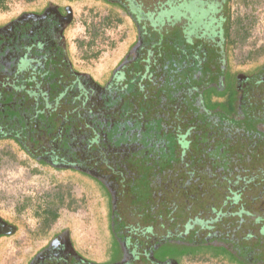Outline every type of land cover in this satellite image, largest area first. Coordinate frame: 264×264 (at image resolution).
<instances>
[{
  "label": "flooded vegetation",
  "instance_id": "obj_1",
  "mask_svg": "<svg viewBox=\"0 0 264 264\" xmlns=\"http://www.w3.org/2000/svg\"><path fill=\"white\" fill-rule=\"evenodd\" d=\"M146 1L115 0L117 10L105 18L118 24L125 10L132 21L140 17L159 29L167 24L166 11H171L166 15L168 26L176 22L184 53L174 57L176 64L168 63L154 51L155 43L150 47L139 41L103 86L95 81L100 76L90 74V48L82 50L83 42L76 41L71 51L67 41V31L75 23L72 9L79 1L1 19L0 143L12 142L17 151L54 172H86L106 184L140 244L138 251L165 235L172 215L178 213L185 228L179 224L177 231H193L198 240L234 249L242 263L264 264V192L244 197L248 183L264 181V139L220 118L203 99L206 86L222 89V73L239 64L231 54L229 0H149L143 12ZM177 2L183 4L180 10L175 9ZM80 5L92 13L103 9L98 4ZM92 44L89 38L84 45ZM252 78L239 75L237 88L252 80L253 93L247 90L245 96L264 114V65ZM165 136L174 148L175 162L159 169L167 152ZM143 168L153 178L141 215L130 190ZM205 180L218 200L204 202L200 187ZM236 189L240 199L231 204ZM240 207L249 213L236 214ZM136 218L146 222L142 228L133 222ZM14 234L15 228L0 219V247L2 239ZM83 253L69 234L59 231L46 246L24 255L20 264H97L86 261ZM143 257L137 253L131 263L118 264L147 263Z\"/></svg>",
  "mask_w": 264,
  "mask_h": 264
},
{
  "label": "rangeland",
  "instance_id": "obj_2",
  "mask_svg": "<svg viewBox=\"0 0 264 264\" xmlns=\"http://www.w3.org/2000/svg\"><path fill=\"white\" fill-rule=\"evenodd\" d=\"M77 1L79 4H75L72 9L75 23L67 31V41L71 51H74L76 41L83 42L82 50L90 48L93 64L90 69L93 73H97V69L102 70L100 77L95 79L100 86L107 83L112 74L105 70L107 62L122 56L125 59L132 52L133 44L139 41L147 42L150 47L155 43L154 51L158 55H164V58L169 60L168 63L176 64L178 59L174 57H180L184 53L180 49L184 39L178 28L174 27L176 22H171L173 25L168 26L170 20L166 15L171 11H166L163 16L167 24L153 29L146 24L147 21L143 23L140 17L139 20L132 21L125 10L123 20L118 24L110 23L105 17L107 13L111 14L113 10H117L115 0H73L71 3L69 0H0V7L6 3L14 12L24 6L29 9L52 8L55 3L60 5L61 2L60 6L71 7V4ZM140 1L142 3L144 0ZM148 1L143 5H147ZM88 3L101 5L103 9H95L98 12L92 13L82 6L81 9L84 10L80 12L76 7ZM36 4L37 7H34ZM181 7L183 4H175V9L180 10ZM146 9L145 6L143 12H146ZM227 11L230 17L231 54L239 64L236 68H229L227 72L222 73V89L211 90L210 86L204 88L205 107L214 111L220 118L229 119L237 127H243L253 136L258 135L257 139L263 140L264 114L259 104L251 102L245 96L247 90L252 92L255 86L249 89L252 86L250 80L238 89L237 78L244 75L251 79L262 72L264 0H229ZM87 26L89 29L86 31ZM89 38L93 40V44L88 47L84 44ZM246 56L249 57L243 63ZM166 68L170 66L167 65L164 69ZM163 140L164 144L168 142V145L167 152L161 156L160 166L159 162L154 164V167L159 166V169L169 162H175L172 144H169L166 136ZM201 140H204V137ZM209 156L213 157V153ZM42 164L17 151L12 142L0 143V219L15 228L12 237L2 239L0 264H20L24 255L46 246L59 231L69 234L72 244L84 252L86 261L90 263H131L137 253H142L143 258L148 261L146 263L143 260V264H245L240 260L241 255L234 249L225 250L215 246L216 242L198 240L193 231L191 234H188V230L186 233L177 231V225L185 226L182 222L179 223L181 214L178 213L172 215L171 229L165 235L151 239L145 248L138 251L140 244L136 243L133 231L127 228L125 214L119 211L114 203L113 196L116 195L106 184L102 185L90 173L73 171L63 175L49 170ZM237 164L235 161L232 167ZM35 170L37 172H34ZM240 175L246 176L245 173ZM151 178L153 176L147 168L141 169L130 190L134 205H137L134 206L136 213L141 215L146 211L150 198ZM206 183L208 181L205 180L200 187L204 189V202L207 203L212 198L218 200L212 192L213 188H209ZM248 184L251 185L247 186L248 190L244 196L246 199L257 195L259 191L264 192V181H251ZM47 207L55 210L57 217L53 223L43 228L42 221L45 216L42 211ZM125 207L127 206H122ZM136 219L137 221L133 222H137L142 228L146 222L141 218Z\"/></svg>",
  "mask_w": 264,
  "mask_h": 264
},
{
  "label": "trees",
  "instance_id": "obj_3",
  "mask_svg": "<svg viewBox=\"0 0 264 264\" xmlns=\"http://www.w3.org/2000/svg\"><path fill=\"white\" fill-rule=\"evenodd\" d=\"M241 1H243V2H245V0H241ZM5 7V5L3 6V8ZM233 42V41H232ZM232 46V45H231ZM232 48V47H231ZM249 56H251V53H249ZM208 110H210V109H208ZM215 115V114H214ZM210 116V115H209ZM218 116V115H217ZM211 117V116H210ZM229 142H230V140H229ZM241 174H244V173H241ZM239 179V177H236V180H238ZM231 194H232V196H230V198L232 197V199H231V201H230V203L231 204H234V203H236L239 199H240V189H236V190H233L232 192H231ZM227 197H229V196H227ZM51 207V206H50ZM50 207H47L46 209H43V211H42V213L44 214V218H43V221H42V225H43V228L44 227H46V226H48L49 224H51V223H53L54 222V220L56 219V217H57V213H56V211L55 210H52V209H50ZM221 210H222V207H221ZM224 212V211H223ZM241 212H243V213H245V214H248L249 212L248 211H246V210H244V209H242L241 207H240V209L238 210V211H236V214H239V213H241ZM226 213V212H225ZM206 222V221H205ZM206 225V224H205ZM262 233L264 234V229L262 230ZM249 237H250V234L248 235Z\"/></svg>",
  "mask_w": 264,
  "mask_h": 264
},
{
  "label": "crops",
  "instance_id": "obj_4",
  "mask_svg": "<svg viewBox=\"0 0 264 264\" xmlns=\"http://www.w3.org/2000/svg\"><path fill=\"white\" fill-rule=\"evenodd\" d=\"M4 5H5L4 8L3 7H0V20L1 19H7V18H10V17H13L14 15L19 14L21 12H30V11H33V9H17L14 12H12V10L9 9V7H8V5L6 3ZM76 7H78L80 9V12L83 10V9H81L82 8L81 5H79V6L76 5ZM122 57H120V58H118L116 60H112V61L107 62L108 65H107V68L105 70L106 71H108V70L111 71L123 59ZM90 65L93 66L92 61H91ZM101 72H102L101 69L100 70L97 69V73L95 72V73H90V74L92 76H95L96 75L95 77H98V76H100L102 74ZM215 246H218V245H215Z\"/></svg>",
  "mask_w": 264,
  "mask_h": 264
}]
</instances>
